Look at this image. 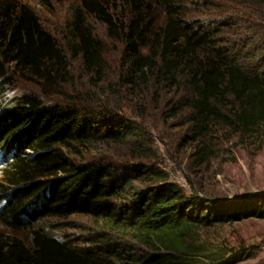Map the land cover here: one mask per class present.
<instances>
[{
    "label": "trees",
    "instance_id": "16d2710c",
    "mask_svg": "<svg viewBox=\"0 0 264 264\" xmlns=\"http://www.w3.org/2000/svg\"><path fill=\"white\" fill-rule=\"evenodd\" d=\"M186 9L184 0H80L69 21L70 47L87 72L104 71L105 43L88 23L94 19L109 38L124 43L126 84L186 86L188 97L175 112L190 111L192 138L207 135L215 122L242 136L257 133L264 128V73L242 65L237 59L242 47L222 45L230 41L221 35L224 21L212 26L186 17ZM157 11L163 12L159 25ZM0 50V96L9 81L8 62L50 86L68 74L66 56L29 4L0 0ZM82 102L66 98L44 104L35 95H23L0 111V146L9 166L3 173L17 185L7 194L0 221L20 229L30 221L82 213L101 229L100 243L81 246L43 227L32 231L29 242L1 233L0 264H180L181 236L197 223L264 216L246 208L255 203L254 195L206 208L199 196L164 183L166 173L136 160L146 158L149 147L128 118ZM126 141L128 154L120 156L115 145ZM211 152L203 144L198 161ZM125 237L172 258L147 259L116 245Z\"/></svg>",
    "mask_w": 264,
    "mask_h": 264
},
{
    "label": "rangeland",
    "instance_id": "374dc122",
    "mask_svg": "<svg viewBox=\"0 0 264 264\" xmlns=\"http://www.w3.org/2000/svg\"><path fill=\"white\" fill-rule=\"evenodd\" d=\"M17 1L33 7L44 28L58 42L69 70L64 79L58 78L57 83L50 86L16 67L15 62H8L9 81L0 96L1 112L23 95H35L44 104L79 98L89 108L108 109L128 118L138 128L140 140H145L149 147L147 157L136 160L166 173L164 183L177 186L186 196H199L206 208L214 202L232 203L254 195L256 205L252 203L246 208L264 211V128L242 136L215 122L210 125L207 135L192 138L190 111L184 108L175 112L188 97L186 86L162 85L155 81L149 87L135 88L126 84L129 63L124 43L109 38L106 27L94 19H88V23L105 43V69L101 74L85 70L82 57L70 47L73 38L69 21L80 0H44L45 4L39 0ZM244 1L184 0L185 16L212 26L224 21L227 25L222 27L225 34L221 35L230 41L222 42V45L242 47L236 58L245 68L264 73V4ZM157 12L156 23L159 25L163 21V12ZM128 140L135 141V138ZM128 144L127 141L116 144V153L120 156L128 154ZM203 144H209L212 152L204 162H199L196 154ZM8 169V164L0 165V210L6 207L7 194L17 188L8 182L6 172L3 173ZM26 225L30 227L10 229L0 221V234L10 233L29 242L32 231L43 227L45 232L61 238L70 237L81 246L100 243L98 233L101 229L82 213L47 217ZM181 238L183 243L175 256L180 264H264V216L252 214L234 221L200 222ZM116 242L147 259L152 256L162 257V260L172 258L169 252L151 251L130 237L119 238Z\"/></svg>",
    "mask_w": 264,
    "mask_h": 264
}]
</instances>
